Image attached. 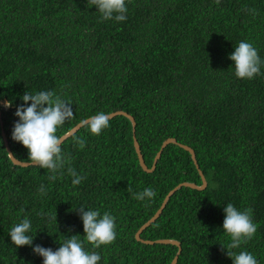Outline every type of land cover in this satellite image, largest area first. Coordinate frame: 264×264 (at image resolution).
Returning a JSON list of instances; mask_svg holds the SVG:
<instances>
[{
  "label": "trees",
  "instance_id": "16d2710c",
  "mask_svg": "<svg viewBox=\"0 0 264 264\" xmlns=\"http://www.w3.org/2000/svg\"><path fill=\"white\" fill-rule=\"evenodd\" d=\"M127 17L102 20L87 0H0V103L13 102L3 122L19 160L30 162L11 135L27 91L55 90L69 100L73 117L61 136L99 111H125L137 122L134 130L119 114L99 136L83 126L68 138L63 151L85 177L73 186L66 170L49 181L46 168L15 164L0 118V264H43L32 246L11 241L10 229L25 216L33 244L55 250L72 235L85 241L80 205L116 217L111 244L94 249L85 241L100 264H172L177 255V264H233L222 228L227 203L253 209L257 231L241 249L264 264V69L237 78L229 58L241 40L264 58V0H128ZM135 135L150 168L168 138L191 146L208 182L171 197L141 235L154 243L138 231L179 184L203 179L191 153L174 143L154 171L144 170ZM40 184L48 187L43 198ZM146 187L157 192L154 200L134 199ZM164 239L179 241L181 253L157 242Z\"/></svg>",
  "mask_w": 264,
  "mask_h": 264
},
{
  "label": "clouds",
  "instance_id": "9594fccd",
  "mask_svg": "<svg viewBox=\"0 0 264 264\" xmlns=\"http://www.w3.org/2000/svg\"><path fill=\"white\" fill-rule=\"evenodd\" d=\"M88 5L95 6L102 20L123 22L127 20L128 0H87ZM229 58L234 62V75L237 78L253 79L262 73L264 58L259 55L253 43L241 40L235 46ZM21 99L24 103L16 108L18 120L14 123L12 139L20 142L28 149L29 161L39 168H46L50 175L49 181H55L58 175L66 170L72 177L73 186L81 184L85 177L71 166V157L63 151V137L58 131L66 121L73 117L72 104L55 90L27 91ZM31 102V103H29ZM13 102L5 101V108ZM87 131L99 136L110 126V113L99 111L86 120H81ZM74 140L83 144L82 137ZM40 197L47 195L48 187L40 184L37 188ZM157 192L152 187L133 194L134 199L151 203ZM86 209V210H85ZM225 218L223 231L230 237L224 247L233 264H259L257 256L250 251L241 249L242 242L252 239L256 234L257 225L253 222V209H239L233 203L223 208ZM80 218L83 222L85 241L98 249L111 244L117 237L116 217L110 211L101 213L99 209L79 206ZM49 222L53 217L48 214ZM57 220V217L55 216ZM32 220L28 216L15 223L10 229L11 241L16 246H32L33 252L43 258V264H100L102 257L97 251L88 250L85 241L78 235H72L60 242V247L53 250L40 244H33ZM236 249H241L235 251Z\"/></svg>",
  "mask_w": 264,
  "mask_h": 264
},
{
  "label": "water",
  "instance_id": "95a60500",
  "mask_svg": "<svg viewBox=\"0 0 264 264\" xmlns=\"http://www.w3.org/2000/svg\"><path fill=\"white\" fill-rule=\"evenodd\" d=\"M7 101L6 99L2 100L1 103H0V118H1V122H2V128H3V138H4V142H5V145H6V148H7V151L9 152V155L11 157V159L13 160V162L17 165H21V166H30V165H35L33 164L32 162H25V161H21L19 160L15 154L13 153V150L11 148V145H10V142H9V139H8V136H7V133L5 132V129H4V122H3V109L5 108L3 106L4 102ZM125 115L127 117H129L133 124H134V130L136 129V126H137V122L134 118L133 115L129 114L128 112H125V111H118L116 113H111L110 114V118L111 117H114L116 115ZM84 125L80 123H78L74 128H72L68 133H66L65 135H63V140H62V144L68 139L70 138L71 136H73L80 128H82ZM171 143H174V144H178L179 146L183 147L184 149L188 150L191 155H192V158L202 176V179H203V185H198L196 183H188V182H183L181 184H179L175 189H173L165 198L162 206L160 207V209L157 211V213L145 224L142 226V228L138 231L137 233V238L139 240H142L146 243H154L153 241H147V240H144L142 239L141 235L143 233V231L148 227L150 226L153 222H155L162 214V212L164 211V209L166 208L169 200L171 199V197L183 186H187V187H191V188H194V189H199V190H202V189H205L208 185V182H207V179L205 177V174L204 172L201 170L200 168V165H199V162H198V159H197V154L195 152V150L189 146V145H186V144H183V143H180L176 138H168L162 145L161 147V150L158 152L157 156H156V159L154 161V164H153V167H149L148 164L146 163V160H145V157L143 155V152H142V149H141V145L139 143V140L137 139L136 135H135V147H136V151H137V154L139 156V160H140V164L141 166L143 167L144 170L148 171V172H152L156 169L157 167V164H158V161L159 159L161 158L162 154H163V151L165 150V148L171 144ZM157 242L159 243H168V244H175L177 246H179L180 250H179V254L181 253L182 251V245L179 241H176V240H169V239H164V240H158ZM178 260H179V255H177L175 257V259L173 260L172 264H177L178 263Z\"/></svg>",
  "mask_w": 264,
  "mask_h": 264
}]
</instances>
